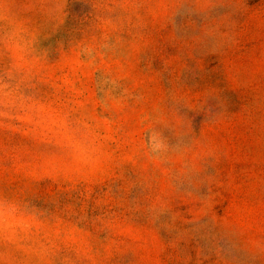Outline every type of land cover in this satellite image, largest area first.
<instances>
[{
	"label": "rangeland",
	"instance_id": "374dc122",
	"mask_svg": "<svg viewBox=\"0 0 264 264\" xmlns=\"http://www.w3.org/2000/svg\"><path fill=\"white\" fill-rule=\"evenodd\" d=\"M0 264H264V0H0Z\"/></svg>",
	"mask_w": 264,
	"mask_h": 264
}]
</instances>
